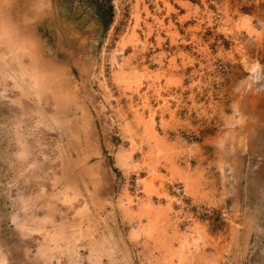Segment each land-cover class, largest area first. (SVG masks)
Returning <instances> with one entry per match:
<instances>
[{"label": "rangeland", "instance_id": "rangeland-1", "mask_svg": "<svg viewBox=\"0 0 264 264\" xmlns=\"http://www.w3.org/2000/svg\"><path fill=\"white\" fill-rule=\"evenodd\" d=\"M1 16L29 47L15 77L0 68L7 264H75L40 251L65 222L108 237L115 264H264V0H0Z\"/></svg>", "mask_w": 264, "mask_h": 264}, {"label": "bare ground", "instance_id": "bare-ground-1", "mask_svg": "<svg viewBox=\"0 0 264 264\" xmlns=\"http://www.w3.org/2000/svg\"><path fill=\"white\" fill-rule=\"evenodd\" d=\"M75 25V24H74ZM13 30L11 29V25L9 26V23L6 21V18L4 16L0 17V43L3 42L4 44H6V46L9 49V53L6 52H1L0 51V68L1 70H3V72L7 75H11L12 77H15L16 74L12 73L13 69V63L10 62L9 57H11L12 61H14V58L18 59L17 56H19V52H21L23 55L25 53H28V48L26 45H23L24 43H19V41L17 40V38H15L13 32ZM43 38V37H42ZM6 48V47H5ZM7 50V49H6ZM21 57V56H20ZM18 61V60H17ZM22 72L24 74H27L28 70L26 69V67H22L21 68ZM11 71V72H10ZM30 75V80H31V84L30 87L32 89H36V88H40L41 86L44 87V85L46 86L47 80L45 79V76L43 74H39V73H31L28 72ZM18 76V75H17ZM20 77V76H19ZM20 81V80H19ZM25 82V81H24ZM23 82V83H24ZM75 84V83H74ZM24 85V84H23ZM22 85V86H23ZM41 85V86H40ZM73 85V84H71ZM14 87V86H13ZM17 87V86H16ZM22 88V87H21ZM28 91V89H26ZM31 93V91H30ZM20 95V94H19ZM23 96V95H22ZM3 99V98H2ZM1 100V98H0ZM13 103V102H12ZM7 104V103H6ZM93 111V110H92ZM77 113V112H76ZM79 114V113H78ZM70 115V114H69ZM97 117V116H96ZM49 118V117H48ZM61 118V117H60ZM78 118V117H77ZM66 121V120H65ZM82 122V121H81ZM50 123V122H49ZM54 123V122H53ZM35 126V125H34ZM39 126V125H38ZM58 126V125H57ZM65 126V125H64ZM55 128V127H54ZM63 128V127H62ZM57 129V128H56ZM61 129V126H60ZM68 130V129H67ZM89 130V128H88ZM62 132V131H61ZM58 134L59 131H58ZM82 135V134H81ZM81 137V136H80ZM68 138V137H67ZM89 138V137H88ZM87 138V139H88ZM70 139V138H69ZM61 140V139H60ZM64 141V140H63ZM68 142V141H67ZM90 142V141H89ZM96 142V140H95ZM97 144V143H96ZM91 146V145H90ZM67 148V147H66ZM68 149V148H67ZM123 152V151H122ZM148 152V151H147ZM119 154V153H118ZM93 156V155H92ZM99 156V155H97ZM119 157V162L124 163V164H128V156L126 153H121L118 155ZM69 160V159H68ZM72 161V160H71ZM85 161V160H84ZM73 163V162H72ZM85 163V162H84ZM99 164V163H98ZM82 165V163H81ZM63 166V165H61ZM93 170V169H92ZM68 171V170H67ZM87 172V171H86ZM79 180V179H78ZM90 181V180H89ZM65 183V182H64ZM74 183V181H73ZM63 184V183H62ZM67 184V183H65ZM68 185V184H67ZM70 187V185L68 186ZM67 187V188H68ZM66 188V189H67ZM77 188V187H76ZM75 186H73L72 188V194H67L66 192L62 195V200L65 202H71L73 200H76L79 196L80 193L76 190ZM80 188V187H79ZM85 188V185H84ZM69 189V188H68ZM67 189V190H68ZM83 189V187H82ZM70 190V189H69ZM82 191V190H81ZM152 191V189H151ZM84 192V191H83ZM88 193V192H87ZM82 194V192H81ZM83 195V194H82ZM92 195V194H91ZM90 195V196H91ZM84 196V195H83ZM89 196V194H88ZM83 198V197H81ZM85 198V197H84ZM93 198V197H91ZM86 199V198H85ZM89 200V199H88ZM98 200V199H97ZM86 202V201H85ZM72 203V202H71ZM93 204V202H92ZM71 205V204H70ZM105 205V204H104ZM84 206V205H83ZM130 206V205H129ZM147 206V208H146ZM150 204L145 203L144 205V209L146 208V213H152L151 209L149 208ZM152 206V205H151ZM150 206V207H151ZM89 208V207H88ZM88 208L86 207V205L82 208H80V210L77 212V214L81 217H85L86 215H88ZM91 208V207H90ZM142 208V207H139ZM138 208V209H139ZM134 210V209H133ZM137 210V209H136ZM142 210V209H141ZM157 210V209H156ZM156 210L154 209V212H156ZM135 212V210H134ZM143 213V212H142ZM144 214V213H143ZM142 215V214H141ZM146 216V215H145ZM92 217V216H91ZM143 217V216H142ZM45 220H48V218H46ZM97 220V219H96ZM43 221V220H41ZM51 221V220H50ZM93 221V220H92ZM78 222V221H77ZM81 222V221H79ZM84 222V221H83ZM94 222V221H93ZM100 222V221H99ZM97 222V223H99ZM76 223V222H75ZM91 223V222H90ZM84 224V223H83ZM82 224V225H83ZM95 224V223H94ZM42 225V224H41ZM73 226L74 228L71 231H68V226L65 223H60L58 224V226L54 227L53 230L51 231H47L45 232V237L47 238V243L45 246H43L42 250H40L42 252V254H44V258L45 260H51V256L54 254V252H58L61 254L64 253H68L69 255H71L73 257L74 262H76L75 264L78 263L80 256V253L78 251V247H77V242L85 239L86 237L90 236V241L88 242V253L89 256L91 257L90 263L91 264H103L102 258L103 256H106L109 258L108 264H115L116 261V257H115V245L112 243V241L108 238V237H98V238H93L92 236V231L88 232V231H84L81 228L78 229L76 228V224L75 225H70ZM87 226V225H86ZM91 226V225H90ZM97 226V225H96ZM95 226V227H96ZM99 226V225H98ZM43 228V225L41 226ZM92 227V226H91ZM72 228V227H71ZM87 228V227H86ZM98 228V227H97ZM111 228V227H110ZM50 230V229H49ZM86 230V229H85ZM94 230V227H93ZM100 231V230H99ZM95 232V231H94ZM97 232V231H96ZM101 232V231H100ZM103 232V231H102ZM102 232L100 233L102 235ZM108 232V231H107ZM106 232V233H107ZM113 239V238H112ZM86 240V239H85ZM117 240V239H116ZM254 243V242H253ZM237 246V245H236ZM251 249V248H250ZM176 250V249H175ZM248 250V249H247ZM34 258V257H33ZM75 258L78 260H75ZM89 259V258H88ZM7 257L6 255L3 253V250H1L0 247V264H7ZM45 263V262H44Z\"/></svg>", "mask_w": 264, "mask_h": 264}]
</instances>
